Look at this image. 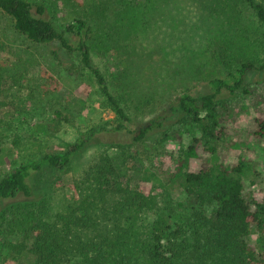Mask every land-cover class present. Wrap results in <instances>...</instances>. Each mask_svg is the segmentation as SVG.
Listing matches in <instances>:
<instances>
[{"label":"rangeland","instance_id":"obj_1","mask_svg":"<svg viewBox=\"0 0 264 264\" xmlns=\"http://www.w3.org/2000/svg\"><path fill=\"white\" fill-rule=\"evenodd\" d=\"M27 1L43 4L46 17L60 31L77 19L91 23L93 63L137 124L155 118L164 104L183 93H208L212 79L224 78L240 63L264 66V25L242 0ZM120 10L119 28L112 27V21H103ZM50 50L58 51L59 61ZM71 65L79 70L77 74L68 71ZM246 88L248 94L224 95L217 108L220 126L229 132L223 140L203 139L196 124L179 123L181 116L176 115L169 120L165 133H155L144 143L130 146L136 159H128L130 152L123 156L115 148L102 146L97 139L76 156L66 172L46 171L38 178L45 190L30 200L36 204H23L25 209L16 218L24 226L0 217V264H31L20 247L24 229L34 219L29 213L36 211L42 200L49 204L51 215L67 214L78 206L79 216L88 212L110 227L118 221L134 228L142 240H150L153 223L160 215L169 218L174 229L193 223L183 180L173 177L178 159L184 158L195 140L200 150L190 163V171L243 162L244 173L239 177L246 197L264 199V140L254 136L256 121L264 119V71L249 74ZM55 112L67 117L68 123L57 121ZM116 120L92 73L76 56L69 58L58 44L45 47L28 41L14 31L8 17L0 14V179L22 163L64 152L82 134L93 128H111ZM127 127L134 128L133 124ZM119 138L132 141L127 133ZM102 152L115 169L117 188H140L153 199L151 208L130 209L120 215L111 213V201L103 204L93 196L84 201L80 185ZM214 208L203 210L210 215ZM247 242L260 256L264 230L253 226Z\"/></svg>","mask_w":264,"mask_h":264},{"label":"trees","instance_id":"obj_2","mask_svg":"<svg viewBox=\"0 0 264 264\" xmlns=\"http://www.w3.org/2000/svg\"><path fill=\"white\" fill-rule=\"evenodd\" d=\"M242 1L264 25V0ZM0 14L8 17L14 31L28 41L45 47L58 44L69 58L76 56L82 67L92 73L99 93L117 119L113 127L93 128L69 144L64 152L49 153L40 159L22 163L0 179V217H7L12 224L20 226L24 223H17V216L22 213L23 204L30 206L34 203H30L34 195L45 190L39 185L38 178L48 170L66 172L76 156L96 143L97 139H101L102 146L115 148L123 156L130 152L128 159H136L130 146L144 143L155 133H165L169 120L178 115L181 116L179 123L188 121L196 124L203 139L223 140L229 132L220 126L217 108L224 95L248 94L246 81L249 74L264 71V66L258 67L254 62L240 63L224 78L212 79L207 85L208 93L197 96L183 93L164 104L155 118L137 124L128 116L112 93L106 77L93 63L89 46L90 37L94 34L91 23L77 19L60 31L46 17L43 4L27 0H0ZM121 15L122 10L107 15L103 21H112V27L119 28ZM50 53L59 61L57 50H50ZM216 55L221 62L220 54L216 52ZM68 71L77 74L79 70L71 65ZM202 112H205V117H201ZM55 119L68 123V118L60 112H55ZM130 124H133V129L127 127ZM256 124L254 136L264 140V119L257 120ZM125 133L132 140L130 143L119 138ZM194 143L188 146L184 158L178 159L173 177L174 180H183L193 223L178 225L174 229L169 218L160 215L153 223L150 240H142L136 236L134 228H126L118 221L110 227L106 222L100 224L88 212L79 216L78 206L67 214L51 215L49 204L42 200L39 208L29 213L34 215V219L24 229V241L20 248L31 264H71L75 261L78 262L74 264H264V250L258 256L247 242L253 226L264 230V199L246 197L239 177L244 173L245 164L240 162L232 167L213 165L190 171V163L198 158L200 150L199 141ZM209 151L214 155V149ZM87 173L86 182L80 185L86 202L92 196L103 204L111 201L114 204L111 213L120 215L130 209L141 211L154 205L151 196L140 188H117L115 169L109 165L103 152ZM212 206L214 210L207 215L203 208Z\"/></svg>","mask_w":264,"mask_h":264}]
</instances>
